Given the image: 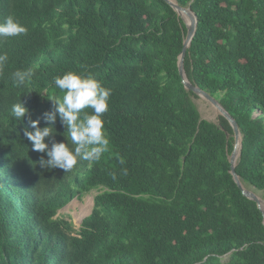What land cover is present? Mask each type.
I'll return each instance as SVG.
<instances>
[{
  "label": "trees",
  "instance_id": "obj_1",
  "mask_svg": "<svg viewBox=\"0 0 264 264\" xmlns=\"http://www.w3.org/2000/svg\"><path fill=\"white\" fill-rule=\"evenodd\" d=\"M176 2L197 17L185 73L236 120V172L264 199V0ZM9 16L27 31L0 38V264H264L262 212L230 172L233 127L202 118L182 83L188 29L167 1L0 0V23ZM17 70H31L25 86ZM66 71L111 91L107 148L69 172L41 168L29 119L10 111L21 99L46 126ZM54 126L74 147L58 116ZM93 189L78 228L57 217Z\"/></svg>",
  "mask_w": 264,
  "mask_h": 264
},
{
  "label": "clouds",
  "instance_id": "obj_2",
  "mask_svg": "<svg viewBox=\"0 0 264 264\" xmlns=\"http://www.w3.org/2000/svg\"><path fill=\"white\" fill-rule=\"evenodd\" d=\"M27 29L15 18L9 16L0 23V38L18 37L26 34ZM8 60L6 55H0V67ZM31 70H17L12 73L13 84L22 87L31 79ZM55 87L63 93L61 98L54 99V107L43 113L46 126H40V119H31L30 110L19 99L12 104V118L22 122L27 117L29 127L24 129V137L31 143L33 151L46 154L38 163L41 168L56 169L69 172L77 165L78 160L93 162L99 160L109 144L105 134L103 114L109 109L110 89L105 88L96 79L83 73L66 71L54 78ZM91 109V113L85 111ZM57 116L66 128L63 133L66 142H56L55 122ZM51 142V143H50Z\"/></svg>",
  "mask_w": 264,
  "mask_h": 264
},
{
  "label": "water",
  "instance_id": "obj_3",
  "mask_svg": "<svg viewBox=\"0 0 264 264\" xmlns=\"http://www.w3.org/2000/svg\"><path fill=\"white\" fill-rule=\"evenodd\" d=\"M165 1H167L175 9L177 14L182 17V19L184 20V22L187 26V29H188L187 34L185 36V39L183 41V48L181 50V53L179 56V61H178V69H179L180 76L182 78V83L184 84L186 90H191L197 96L204 97L207 100H209L220 111V114L225 116L228 119V121L230 122V124L232 125L233 130H234L235 142H234V148H233L232 153L229 157L230 172L233 176L234 181L237 183V185L240 188V190L242 191V193L246 197H248L249 199H251L257 203V206L259 207V209L262 212L263 223H264V208L261 205V201H260L261 197L253 189L247 188L243 185V182H242L241 178L239 177V175L237 174L236 169H235V166L237 164V161H238V158H239L240 152H241V138H242L236 120L225 110V108L221 105V103L215 97H213L211 94H209L208 92H206L205 90L200 88L198 85L190 82L186 73H185L183 59L185 56L186 49L189 47V44H190V42L193 38V35L195 33L196 26H197V17L195 15V13L191 10L190 7H185V6L179 5L176 2V0H165ZM184 14L187 15L189 21H187Z\"/></svg>",
  "mask_w": 264,
  "mask_h": 264
},
{
  "label": "rangeland",
  "instance_id": "obj_4",
  "mask_svg": "<svg viewBox=\"0 0 264 264\" xmlns=\"http://www.w3.org/2000/svg\"><path fill=\"white\" fill-rule=\"evenodd\" d=\"M194 102L197 105L202 118L217 122L220 111L209 100L198 96L194 98ZM244 186L247 187L246 185ZM255 192L263 198V191L256 190ZM97 193L98 190L93 189L85 194L72 198L64 207L58 210L57 217L72 222L74 227L78 228L83 218L91 213L94 205V197Z\"/></svg>",
  "mask_w": 264,
  "mask_h": 264
},
{
  "label": "bare ground",
  "instance_id": "obj_5",
  "mask_svg": "<svg viewBox=\"0 0 264 264\" xmlns=\"http://www.w3.org/2000/svg\"><path fill=\"white\" fill-rule=\"evenodd\" d=\"M184 16H185V18L187 19V21H189L187 15L184 14ZM260 201H261V205H262V207L264 208V199H263V198H260Z\"/></svg>",
  "mask_w": 264,
  "mask_h": 264
}]
</instances>
